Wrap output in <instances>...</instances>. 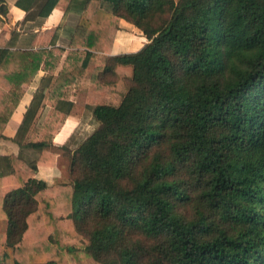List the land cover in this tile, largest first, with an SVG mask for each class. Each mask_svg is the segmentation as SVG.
Wrapping results in <instances>:
<instances>
[{
	"label": "trees",
	"instance_id": "obj_1",
	"mask_svg": "<svg viewBox=\"0 0 264 264\" xmlns=\"http://www.w3.org/2000/svg\"><path fill=\"white\" fill-rule=\"evenodd\" d=\"M59 2L16 0L23 23ZM78 11L68 47L57 27L29 32L30 47L17 28L0 33V140L26 87L50 73L0 174V264H264V0H81ZM122 18L148 41L113 55ZM123 66L132 84L119 102L87 103L97 125L56 144L82 110L70 96L109 90ZM59 155L69 181L48 185L39 166Z\"/></svg>",
	"mask_w": 264,
	"mask_h": 264
},
{
	"label": "crops",
	"instance_id": "obj_2",
	"mask_svg": "<svg viewBox=\"0 0 264 264\" xmlns=\"http://www.w3.org/2000/svg\"><path fill=\"white\" fill-rule=\"evenodd\" d=\"M6 3L5 5L7 8V13L4 15L3 12H0V33L2 32V29L4 28V25H7L10 28H17L19 32H21L18 40H17V47H30L32 45L31 42V37L28 31L22 28L21 23L24 21L25 16L27 15V11L23 9L22 7L18 6L16 4V0H5ZM69 6L64 5L63 2H59V4L54 8L52 13L44 18L39 20L42 21L41 25H36L34 26V29L31 32H38V31H45L47 29L51 28H58V39H57V45H62L68 47V44L70 43V34H72L73 28L76 26V24L69 25L68 27L65 22V18L73 21L72 19L66 17V12H69V10L74 11L72 8H68ZM63 8V9H62ZM71 12V11H70ZM68 15H70L68 13ZM72 15V14H71ZM78 21V20H77ZM33 22L31 20L27 21L26 23ZM25 23V24H26ZM126 26L127 29L132 31V34L135 37H139L142 39V42H146L148 39L144 35L143 31L135 26L133 23L127 21L126 19L122 18L120 19V27ZM121 29L119 28V31ZM118 31V32H119ZM138 38V39H139ZM118 39L114 42L113 45V51L112 54H119L122 53L121 50H119V44H117ZM34 45V43H33ZM50 74L48 71L45 70H40L38 74L36 75V78L32 82L31 85L26 87V92L17 107L16 111L12 115L5 131L4 134L9 137V139H1L0 140V174H8V166L7 162L5 160V157L10 153H20V148L19 146L13 141V137L16 135V132L18 130V127L20 123L23 120L24 114L27 110V106L30 104L34 92L38 89L40 86V81L41 78L44 75ZM75 90V89H74ZM93 91L96 90H89L87 92L83 93H75L70 96L69 100L77 103L78 107H81L82 110L78 113H73L69 115V117L66 119L65 123L61 127L60 131L56 134L54 138V142L58 145H63L64 143L68 142L70 138L77 136L78 134H82L84 130H82V125L87 123H90L91 120L93 119V116L91 112H87V109L83 108L87 103H94L91 100L88 101L87 99L85 101H82L80 97H87L88 95L92 96ZM98 92V91H97ZM47 109L40 111L38 116L43 117V115H46ZM94 121V120H93ZM95 127V126H94ZM90 129L88 132H84V134L87 136L93 128ZM82 132V133H81ZM64 156L59 155L57 163L54 165H40L39 170L37 173V177L39 179L45 180L48 185H52L55 183H61V182H68L69 177H68V166H66V163L63 162ZM61 161V163H59Z\"/></svg>",
	"mask_w": 264,
	"mask_h": 264
},
{
	"label": "rangeland",
	"instance_id": "obj_3",
	"mask_svg": "<svg viewBox=\"0 0 264 264\" xmlns=\"http://www.w3.org/2000/svg\"><path fill=\"white\" fill-rule=\"evenodd\" d=\"M60 1L63 2L64 5H67L74 10L73 12H72V10H69V12H66V17H68L70 19H72V17H73V21L65 18V22H66L67 27H68V24L69 25L76 24V22L79 18V15H80V11H78V10H79V7L81 6V0H60ZM76 8H77V10H75ZM32 11L36 12V8H34ZM32 11L30 12V14H33ZM68 13L70 15H68ZM38 22H39V19L35 20L34 22H29L26 24L22 22L21 26L26 31L31 32L34 29V26L36 24H38ZM119 26H120V23H119ZM120 29L121 30L120 31L118 30L119 32L116 33L115 41H116V39H118L117 44H119V48H120L119 50H121V52L137 51L148 41L147 40L146 42H142V39H140L139 37H138L139 39L137 37H135L132 34V31L127 29L126 26L120 27ZM121 71L125 72L124 74H122V75H124V78H122L121 81H119L115 84H112L110 86L111 88L109 90H105V91L102 90L100 92L93 91L92 96L88 95L87 97H80V99L83 98L82 101H85L87 99L88 101L91 100L94 103H98L103 98H107L108 100H112V101L118 103L120 100V91L123 90L124 87H129L132 84L131 68L129 66H123V67H121ZM113 77L109 76L108 79H111ZM96 125H97V123H96V121H93V119L91 120L90 123L86 122L85 124L82 125V130H84V131H83V133L82 132L81 133L84 134V132H85V134H86V132H88L90 129H92V127H94ZM82 134H78L77 136H74L71 139L73 141V143L74 142L78 143V141H80L83 137H85V135H82ZM63 162H65L66 166H67L68 161L66 159H63ZM59 163H61V161ZM39 264H44V259L40 260Z\"/></svg>",
	"mask_w": 264,
	"mask_h": 264
}]
</instances>
